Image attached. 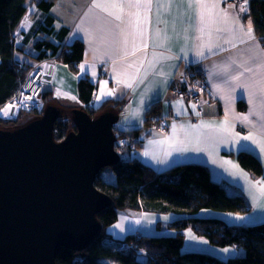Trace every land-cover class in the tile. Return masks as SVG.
Here are the masks:
<instances>
[{
    "label": "crops",
    "instance_id": "1",
    "mask_svg": "<svg viewBox=\"0 0 264 264\" xmlns=\"http://www.w3.org/2000/svg\"><path fill=\"white\" fill-rule=\"evenodd\" d=\"M111 2L55 0L50 7L54 33L66 29L62 43L72 44L78 40L84 44V57L76 69L57 59L51 65L43 86L51 103L63 111V116H69L72 108L86 107L78 97L77 84L80 77L87 75L96 86L88 103L91 108L97 109L104 102H109L107 108H113L116 107L115 101L124 98L116 109L119 120L114 129L126 131L125 138H129L133 145L131 155L157 171H166L177 163L200 162L207 166L215 181L223 183L229 191L243 194L250 203L251 208L245 214L224 213L229 223L248 224L264 220V207L260 206L264 205V195L261 194L264 184L258 183L264 181V152L251 141L241 139L249 133L264 138V94L250 95L254 90L252 85L259 87L256 82H264V46L255 32L254 40H248L244 35L251 21L248 1L246 12L240 11L245 0L236 4L230 0H221L220 3V8L238 18L243 31L235 24L231 25V31H227L229 25L217 19L206 25L202 34L199 10L187 7L189 0H152L146 12L141 9V17L147 16L143 37L133 40L129 35L127 45L117 25L125 27L128 12L134 10L124 9L122 23L108 14V11L119 12L118 9L104 11L94 7L97 3ZM119 2L127 3V0ZM158 3L166 6L157 8ZM27 12L28 23H24L25 16L21 25L27 34L26 50H29L42 35H35V30L44 17L35 3L29 5ZM127 31L133 30L129 28ZM208 44L212 45L210 50L202 47ZM199 51H203V56L196 54ZM82 64L85 65L84 72L80 69ZM190 67H198L203 72V80L198 79L193 86L187 79ZM246 68L251 71H245ZM235 76L239 79L234 80ZM118 80H127L132 87L117 83ZM103 81H107L105 92L113 90V95H101ZM185 86L187 90H197L200 94V115H197L196 106L192 107L195 104L186 96L177 94V88ZM57 92L61 94L58 96ZM155 101L160 106L161 117L165 118L161 124L146 122V112ZM241 102L244 107L240 109ZM240 115H247L251 123L237 119ZM225 119L229 121L226 132L220 127V122ZM201 121L211 127L202 126ZM173 124L176 125L175 135ZM242 145L249 147L243 148ZM243 150L260 160L262 176H254L240 166L236 155ZM233 164L238 167L233 168ZM147 213L151 215L136 211L120 214L119 223L109 228L110 233L113 237H121L128 232L146 231L137 221L138 215ZM117 224H121L122 229L115 227Z\"/></svg>",
    "mask_w": 264,
    "mask_h": 264
},
{
    "label": "trees",
    "instance_id": "2",
    "mask_svg": "<svg viewBox=\"0 0 264 264\" xmlns=\"http://www.w3.org/2000/svg\"><path fill=\"white\" fill-rule=\"evenodd\" d=\"M54 2L0 0V105L18 90L33 62L40 58L53 55L72 69H76L77 63L83 59L82 42L75 40L72 44L62 43L61 38L67 33L66 29L54 33V17L49 11ZM31 3L36 4V9L42 12L44 18L35 30V35H42L32 43L31 49L26 50L27 34L21 21ZM248 3L254 32L264 46V0H249ZM27 58L31 61H26ZM187 79L190 85H195L198 79L203 80L202 70L190 67ZM77 87L78 97L92 116L109 104L104 102L97 109L88 105L96 86L87 75L80 77ZM182 89L187 90V86ZM44 99L51 100L47 94H44ZM123 101L124 98H120L114 105L119 108ZM151 106L146 112V122L161 124L165 118L161 117L158 101ZM239 107L243 108L244 104L241 102ZM29 112L33 116L37 114L32 110ZM0 124L9 128L19 123L0 119ZM71 128L70 120L58 119L54 125L55 139H62ZM115 130L117 139L125 137V130ZM131 143H118L121 157L108 167L111 178L100 172L95 180V186L110 197V204L97 214L100 232L81 250L62 247L56 264H103L100 262L103 256H116L122 264H264V220L254 224H230L223 213L245 214L249 211L250 203L243 194L227 190L223 183L211 177L210 170L200 162L177 163L166 171L154 170L130 154L133 148ZM236 158L242 168L248 169L254 176H262L263 168L255 155L243 150ZM203 209L219 211L223 216L199 215ZM127 211L171 212L176 217L169 221L172 228L167 234L150 235L144 234V231H135L113 237L109 228L119 220L120 214ZM187 228L200 236H206L212 244L242 246L245 254L221 258L204 251H185L181 249L184 243L182 230Z\"/></svg>",
    "mask_w": 264,
    "mask_h": 264
},
{
    "label": "water",
    "instance_id": "3",
    "mask_svg": "<svg viewBox=\"0 0 264 264\" xmlns=\"http://www.w3.org/2000/svg\"><path fill=\"white\" fill-rule=\"evenodd\" d=\"M62 112L48 101L40 114L0 127V264H56L62 247L81 250L100 232L97 214L110 197L95 180L120 160L118 113ZM63 117L72 128L57 140Z\"/></svg>",
    "mask_w": 264,
    "mask_h": 264
},
{
    "label": "snow or ice",
    "instance_id": "4",
    "mask_svg": "<svg viewBox=\"0 0 264 264\" xmlns=\"http://www.w3.org/2000/svg\"><path fill=\"white\" fill-rule=\"evenodd\" d=\"M151 2L152 0H127V3H122L119 2V0H112L111 3L108 4H94V7L97 8H101L104 11H108L110 8L111 9H118L119 12H113V11H108L109 15H112L115 17V19L117 21H121L123 23V17H122V13L124 12V9L127 8L129 10H134V11H129L128 12V18H127V23L125 27H121L120 25H117L118 28H120L121 33L124 36V43L125 45H127L128 43V36L131 35L133 37V40H135L137 37H143L144 35V28H143V24L147 22V16H143L141 17V9H143L145 12L151 7ZM220 3L221 0H189L187 7L192 8V7H196L199 11H198V17L200 20V24H201V28L200 31L203 34L204 32V28L206 25L210 24V23H214L216 22L217 19H219V21L229 25V27L226 29L227 31H231V25L235 24L237 25V27L240 28L241 31H243V26L239 24V20L237 17H232L230 15V13L228 12L227 9L224 8H220ZM166 5H162V4H157V8H161V7H165ZM167 6H171L170 4ZM229 7H234V5H229ZM240 11L241 12H246L247 11V0H245L244 4H242L240 6ZM24 23L27 24L28 23V18L27 16L25 17ZM132 29V32H128L127 29ZM220 29H217V31H219ZM160 33L157 32V37H159ZM244 35L247 37L248 40H254V31H253V27H252V23L251 21H249L248 26H247V30L244 31ZM243 42V41H242ZM147 45H145L146 47ZM158 46H162V45H158ZM202 47H208L209 50L211 49L212 45L208 44V45H204ZM135 48V46H134ZM138 50V49H137ZM134 54V52L132 53ZM198 56H203V51H199L196 53ZM155 55V54H154ZM131 67V65H130ZM80 69L81 72H84L85 70V65L82 64L80 65ZM245 71H251L250 68H246ZM95 72L92 73L93 76H95ZM243 73H241L240 75H242ZM234 80H238L239 76H235L233 77ZM117 83H123L126 87L131 88L132 84L130 82H128L127 80H118ZM256 84L259 85V87H256V85H252V88L254 90L250 91V95L255 96L256 92H260L261 94H264V82H256ZM107 85V81H103L102 82V87H101V95H113L114 92L113 90H108L107 92H105V87ZM217 89L219 90V85H217ZM61 93L57 92V95L59 96ZM28 99H31V97H28ZM72 99H75V97H72ZM97 99H100V96L97 97ZM13 107V105H8L6 106V109L4 110H0V111H4V114L7 115L8 111L11 110V108ZM193 108H195V105L192 106ZM198 115V113H197ZM237 119H242L244 121H248L249 123H251V121H249V118L247 115H240L236 117ZM201 125L205 126V127H211L210 124H207L204 121H201ZM229 125V121L227 119H225L224 121L220 122V127L221 129H223V131H228L229 128L226 127ZM183 127V126H181ZM176 132V125L173 124V135H175ZM242 140L245 141H251L253 144H256L259 146L260 150L262 152H264V138H259L255 135H253L252 133H249L247 136L241 137ZM151 143V141H150ZM243 148H248V145H242ZM199 150V149H197ZM145 155H149L148 152L144 153ZM227 163L231 164V161H227ZM233 168H237V165H232ZM261 184H264V181L258 182ZM261 194L264 195V188H261ZM261 207H264V205H260ZM165 219H167V217H165ZM238 219H243V217H238ZM137 223H140V221H137ZM115 227L117 228H121L122 229V225L121 224H117L115 225ZM189 238L190 239H196V237L191 233V231H189L188 233ZM204 243H207V241H204ZM224 252H228L229 249L225 248L223 249Z\"/></svg>",
    "mask_w": 264,
    "mask_h": 264
},
{
    "label": "rangeland",
    "instance_id": "5",
    "mask_svg": "<svg viewBox=\"0 0 264 264\" xmlns=\"http://www.w3.org/2000/svg\"><path fill=\"white\" fill-rule=\"evenodd\" d=\"M30 117H31L30 112L25 111L17 119V122H23ZM1 120H3V119H1ZM3 121H5V120H3ZM9 123H11V122H9ZM3 126H6V125H3ZM0 127H1V124H0ZM110 172L111 171L108 167L103 168L101 171V173L105 174L107 176V178H111ZM223 213H230V212H223ZM223 213H220L219 211L217 212L215 210H204L203 209V210H201V212H199V215H206V216H212L213 215V216H217V217H222ZM149 214H151V215H148V213L146 215H141V216L138 215V217H140L138 221H140V223L143 224L140 227L143 229H146V231H144V234H150V235H157L158 233L167 234L169 229L172 228L169 226V221L176 217L171 212H168V213L149 212ZM165 217H167V219H165ZM118 221L115 223H119ZM248 224H254V223H248ZM189 231H191V233L196 237V239H190L189 238V235H188ZM182 233H183V237H184V243H183L181 249H183L185 251H192V250L200 251V252L204 251V252H208L212 255L216 254L217 256H219L221 258H225V257H229V256H243L245 254V248L242 246L234 245V244L225 245V246L212 244L206 236H203V235L200 236L194 230H192L190 228L182 230ZM204 241H207V243H204ZM225 248H228L229 251L224 252L223 249H225ZM100 262L103 264H122L116 259V256H106V257L103 256V258L100 259Z\"/></svg>",
    "mask_w": 264,
    "mask_h": 264
},
{
    "label": "built area",
    "instance_id": "6",
    "mask_svg": "<svg viewBox=\"0 0 264 264\" xmlns=\"http://www.w3.org/2000/svg\"><path fill=\"white\" fill-rule=\"evenodd\" d=\"M236 4L240 0H230ZM249 1V0H247ZM54 57H46L39 59L32 66L31 70L26 75V79L21 83L18 90L3 104L0 105V110L6 109V106L13 105L8 114L5 115L4 111H0V117L5 121H12L18 119L24 110L33 109L37 113H41L45 106V99L42 97V92L44 90L43 86L48 79L50 74V68ZM177 94L182 97L187 96L189 101L196 106L198 115L201 114L200 95L194 90L184 91L182 88H177ZM31 97V99H28ZM123 143L126 141L124 138H120Z\"/></svg>",
    "mask_w": 264,
    "mask_h": 264
},
{
    "label": "bare ground",
    "instance_id": "7",
    "mask_svg": "<svg viewBox=\"0 0 264 264\" xmlns=\"http://www.w3.org/2000/svg\"><path fill=\"white\" fill-rule=\"evenodd\" d=\"M51 57H54L55 59H56V57L55 56H53V55H51ZM46 58V57H45ZM40 59H42V58H40ZM38 61V60H37ZM37 61H35V62H37ZM35 64V63H34ZM33 64V65H34ZM32 65V66H33ZM31 66V67H32ZM193 90V89H192ZM186 91V90H185ZM195 91V90H194ZM196 92H197V90H196ZM198 93V92H197ZM44 94H45V90H43V92H42V97H43V99H44ZM200 95V94H199ZM187 97V96H186ZM9 99V98H8ZM201 99V98H200ZM189 100V99H188ZM46 102H48V101H46L45 100V104H46ZM114 104V103H113ZM111 106V105H110ZM81 108H83V109H86L85 107H81ZM113 108H115V109H117V107H114L113 106ZM32 111H34L33 109H31ZM31 110H24V112L25 111H27V112H29V111H31ZM36 112V111H35ZM37 113V112H36ZM38 114H40V113H37V114H34V115H38ZM31 116H33V115H31ZM31 118V117H30ZM0 119H2L1 117H0ZM29 119V118H28ZM68 120H70V119H68ZM14 121H17V119H15V120H12V121H10V120H8V121H6V122H14ZM70 122H71V120H70ZM19 124H20V122H18ZM71 124H72V122H71ZM2 127V126H1ZM117 134V132H115V135ZM121 138H124L125 140H126V138L125 137H121ZM118 143L119 144H121L122 142H121V140L120 139H117L116 138V147H117V150H118ZM124 143H130V141H124Z\"/></svg>",
    "mask_w": 264,
    "mask_h": 264
},
{
    "label": "flooded vegetation",
    "instance_id": "8",
    "mask_svg": "<svg viewBox=\"0 0 264 264\" xmlns=\"http://www.w3.org/2000/svg\"><path fill=\"white\" fill-rule=\"evenodd\" d=\"M64 117H66V116H64ZM64 117L63 118H61V119H64ZM66 119V118H65Z\"/></svg>",
    "mask_w": 264,
    "mask_h": 264
}]
</instances>
